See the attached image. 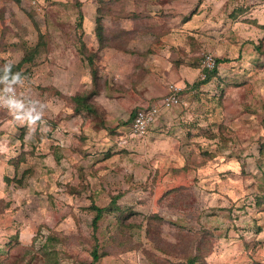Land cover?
I'll return each mask as SVG.
<instances>
[{
	"label": "rangeland",
	"instance_id": "rangeland-1",
	"mask_svg": "<svg viewBox=\"0 0 264 264\" xmlns=\"http://www.w3.org/2000/svg\"><path fill=\"white\" fill-rule=\"evenodd\" d=\"M38 44L22 83L0 85V264H91V203L116 195L137 214L101 221L96 264H185L197 247L198 264H264V0H0V62ZM203 52L240 83L222 100L216 82L191 90ZM172 83L182 104L132 135ZM86 90L97 115L74 113Z\"/></svg>",
	"mask_w": 264,
	"mask_h": 264
},
{
	"label": "trees",
	"instance_id": "trees-1",
	"mask_svg": "<svg viewBox=\"0 0 264 264\" xmlns=\"http://www.w3.org/2000/svg\"><path fill=\"white\" fill-rule=\"evenodd\" d=\"M105 14L99 13V16L96 19V26H95V34L97 39L100 41L101 45L104 46L107 43H109V36L106 34V26L103 21V17ZM190 17L186 16V20ZM83 23V17L81 16L79 25L81 26ZM83 31L81 32V34ZM81 39V46L83 49V52H86L87 47L85 42L82 40V36H80ZM41 46L38 44L34 48L27 49L25 51V56L19 63H12L8 61H1L0 62V85H9L12 84V76L16 73H19L21 76L28 71V69L24 70V66L27 62H32L34 58V54L39 51V48ZM260 47V46H258ZM89 52V51H88ZM208 54V52H203L201 55V63L202 64V70L199 74V79L195 81L194 83L191 84V90L195 93L198 94L200 91L201 85H209L213 82H216L217 85V98L219 100H222L226 89L229 84H236L240 85V83L237 82V76L234 75L233 69L229 70H224L223 63L229 62L230 60L224 57H217L213 55L214 60H215V66L213 68L207 67L203 65V58L205 55ZM92 55V54H91ZM88 60L92 63L93 62V56H87ZM10 65L11 68L7 69L6 66ZM241 65V64H240ZM242 66V65H241ZM234 67V66H233ZM241 71V70H240ZM7 77V79H5ZM182 90L180 92V97L182 99L183 94H185V91ZM97 95V92L94 90H86L84 92L76 93L75 95L70 97L71 102L73 103V108H74V113L75 114H80V113H88L91 115H97L98 110L96 107V104L94 102V98ZM183 101V100H182ZM182 101H180L179 104H182ZM248 110H253L252 105H247ZM139 108V107H138ZM136 108L132 114H131V121L135 118L136 112L138 110ZM255 109V106H254ZM150 128V127H149ZM149 130V129H148ZM261 170L264 172L263 166H260ZM120 196V195H119ZM118 195L114 196L111 202L107 205L100 206L96 202L91 203V209L94 212V217L92 220V226H93V244H92V249H91V255H92V262L91 264H96L102 256L101 248H102V242L100 241V238L98 237L97 233L100 227L101 221L104 219H107L109 214L114 213L116 217V228L118 231H122L123 229L125 230L126 227L129 226V224H125L124 219L131 218L137 212L132 209L130 206H120L118 204ZM158 218V216H155ZM48 240L44 244V248H49L50 244H53L52 242L55 241V238L51 236V238H47ZM195 254H188L186 256V263L185 264H198L199 260L204 259V256L206 255L205 250L202 247H197ZM55 255H58V252L55 253ZM202 257V258H200Z\"/></svg>",
	"mask_w": 264,
	"mask_h": 264
},
{
	"label": "built area",
	"instance_id": "built-area-1",
	"mask_svg": "<svg viewBox=\"0 0 264 264\" xmlns=\"http://www.w3.org/2000/svg\"><path fill=\"white\" fill-rule=\"evenodd\" d=\"M203 65L210 68L215 66V60L212 54L208 53L205 55L203 58ZM181 91L182 88L177 84H169L168 92L157 102L151 103L146 107H139L130 126L132 135L144 136L164 109H168L180 103Z\"/></svg>",
	"mask_w": 264,
	"mask_h": 264
},
{
	"label": "clouds",
	"instance_id": "clouds-1",
	"mask_svg": "<svg viewBox=\"0 0 264 264\" xmlns=\"http://www.w3.org/2000/svg\"><path fill=\"white\" fill-rule=\"evenodd\" d=\"M6 68L10 69L11 66L7 65ZM5 79H7V77H5ZM11 83L12 84L22 83L21 75L19 73L14 74L12 76ZM9 90H11V89H9ZM5 103L11 110H13V114L15 115L16 119H18V120H27L29 122V124H34L35 119L38 118V117H34L31 114V112H29L27 114H25L24 112H21L20 110L23 108V105L19 104L14 99H8Z\"/></svg>",
	"mask_w": 264,
	"mask_h": 264
}]
</instances>
